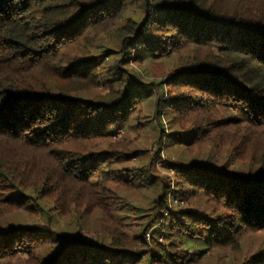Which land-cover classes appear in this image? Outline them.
<instances>
[{"label":"trees","instance_id":"16d2710c","mask_svg":"<svg viewBox=\"0 0 264 264\" xmlns=\"http://www.w3.org/2000/svg\"><path fill=\"white\" fill-rule=\"evenodd\" d=\"M103 32L112 33L118 50L91 54ZM130 63L157 64L163 79L153 85L170 94L155 100V114H167L174 144L222 145L249 163L232 171L216 166L213 153L163 162L176 173V192L205 199L210 213H171L165 183L151 167H117L140 153L108 143L110 130L129 126L138 110L140 119L155 96L152 84L124 70ZM102 86L106 95L87 96ZM154 184L161 189L153 197L157 213L144 229L159 227L157 244L144 233L130 240L119 228L107 227L112 240L96 243L64 239L40 224L0 222V259L187 264L196 255L182 252L187 239L238 250L246 235L264 234V0H0V211L47 219L48 201L61 216L83 207L113 221L121 200ZM44 250L51 254L45 261ZM250 253L241 264H264V247Z\"/></svg>","mask_w":264,"mask_h":264},{"label":"rangeland","instance_id":"374dc122","mask_svg":"<svg viewBox=\"0 0 264 264\" xmlns=\"http://www.w3.org/2000/svg\"><path fill=\"white\" fill-rule=\"evenodd\" d=\"M108 26V30L115 29L116 27ZM118 44L114 42L112 33L103 32L100 34L98 41L94 47L90 50L91 54L100 55L103 53L105 48L111 47L118 50ZM89 51V50H88ZM134 51H132V55ZM115 55V53H114ZM114 57L117 59L120 57L116 54ZM104 65L109 66L112 58L104 57ZM152 65V64H151ZM151 65H144L138 67L133 63L124 65V70L130 71L135 76H139L140 79L146 83L153 85L154 82H158L163 79H157L156 73H158V66L154 63ZM146 68V69H145ZM168 71V68H167ZM166 87L162 89L155 85L152 86L154 92V102L151 104L142 105L140 112H135L132 116L130 125L124 126L113 131L106 141L112 144H127V148L131 153L139 152L140 155H134V157L127 162L121 161L118 166L120 169L126 171L140 170L143 167H151L152 173L158 177L159 180L163 181L166 186L168 194L166 199L170 205L171 213L179 211L181 209H197L204 213H210L206 201L203 198L192 197V199H185L177 191V176L173 173V169L164 161L172 162L176 165L183 163H191L195 160H205L209 154H214L215 165L223 167L229 164V169L232 171H246L249 168V163L241 162L240 159L236 158L233 149H228L225 146H215L213 144H207L204 142L202 146L193 147L187 149L183 145H176L168 136L170 129V123L168 121L167 114L163 112V108H158V114H155V100L159 98H167V94H170ZM109 92L108 88L102 86L98 89H94L91 93H87L88 97L94 98L95 96H103ZM237 113L236 110L232 111ZM234 114V115H235ZM230 118V114H221L219 119ZM161 119V120H159ZM239 123V122H238ZM221 140V139H220ZM215 146V147H214ZM141 151V152H140ZM212 151V152H211ZM235 155V156H234ZM136 156V157H135ZM156 185V186H155ZM161 189L158 184H154L152 189L145 190L138 188L134 192L128 194V199L121 200L122 205L117 210L115 217L109 221L100 211H93L90 214L86 213L85 208L81 207L79 210L72 211L71 214L61 216L58 211L55 210V205L48 201H44L45 207H47L48 215L47 219L41 213L30 214L25 210L20 209H2L0 211V222L3 228L6 227H20L27 225L40 224L41 227L58 232L59 237L78 239L86 242H105L111 241V237L106 232L107 227L113 229L119 228L124 235L129 236L130 240H135V237L144 233L146 241L152 245L157 244L153 241L152 236L155 235V231L159 227H152L147 232L149 227V221L153 219V215L157 213V207L153 205V197L159 195ZM144 229L145 226H147ZM50 226V228H49ZM52 234V233H51ZM58 237V239H59ZM159 243L168 245L166 236L156 234ZM264 247V234H248L240 242V248L238 250L230 248L225 245L212 246L209 242L198 241H185V244L181 247L182 252L188 254H196L194 258L187 261V264H241L243 255L251 254L250 252H256ZM45 261L47 258L50 259L51 254L44 250ZM244 257V258H245ZM243 258V259H244ZM26 254L17 255V257L2 258L0 264H25L27 260ZM145 263L148 264V257H145Z\"/></svg>","mask_w":264,"mask_h":264}]
</instances>
